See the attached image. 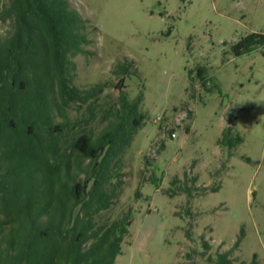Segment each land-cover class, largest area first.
I'll list each match as a JSON object with an SVG mask.
<instances>
[{"label":"rangeland","instance_id":"obj_1","mask_svg":"<svg viewBox=\"0 0 264 264\" xmlns=\"http://www.w3.org/2000/svg\"><path fill=\"white\" fill-rule=\"evenodd\" d=\"M69 2L91 22L92 54L75 58V84L109 83L116 97L113 71L128 60L129 96L143 99L120 202L134 206V222L116 264H206L203 239L211 255L233 250V264H264V46L232 49L264 33V0ZM186 174L197 178L192 196L169 195Z\"/></svg>","mask_w":264,"mask_h":264},{"label":"trees","instance_id":"obj_2","mask_svg":"<svg viewBox=\"0 0 264 264\" xmlns=\"http://www.w3.org/2000/svg\"><path fill=\"white\" fill-rule=\"evenodd\" d=\"M0 23V264H116L135 212L120 206L125 159L144 121L143 99L131 100L127 86L134 62L114 69L116 97L109 83L78 87L74 60L92 54L91 22L69 0H2ZM263 46L264 33H252L232 49ZM191 182L176 177L182 186L166 192L192 196ZM210 190L218 188L201 191ZM202 247L206 264L235 261L233 250L211 255L205 239Z\"/></svg>","mask_w":264,"mask_h":264},{"label":"built area","instance_id":"obj_3","mask_svg":"<svg viewBox=\"0 0 264 264\" xmlns=\"http://www.w3.org/2000/svg\"><path fill=\"white\" fill-rule=\"evenodd\" d=\"M173 137H174V135H173Z\"/></svg>","mask_w":264,"mask_h":264}]
</instances>
